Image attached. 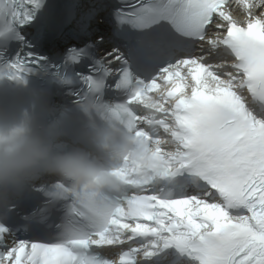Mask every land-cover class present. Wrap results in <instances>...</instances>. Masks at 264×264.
<instances>
[{"label": "snow or ice", "instance_id": "1", "mask_svg": "<svg viewBox=\"0 0 264 264\" xmlns=\"http://www.w3.org/2000/svg\"><path fill=\"white\" fill-rule=\"evenodd\" d=\"M66 32L140 155H98L120 191L38 176L0 197V264H264V0H0L16 78Z\"/></svg>", "mask_w": 264, "mask_h": 264}, {"label": "clouds", "instance_id": "2", "mask_svg": "<svg viewBox=\"0 0 264 264\" xmlns=\"http://www.w3.org/2000/svg\"><path fill=\"white\" fill-rule=\"evenodd\" d=\"M90 131L100 149L117 158L140 155L126 139H113L109 128L90 124ZM52 137L37 134L29 122L8 130L0 129V197L18 192L38 176H55L96 191H120V183L111 175V168L99 156L79 148L58 152ZM141 163L147 165L145 157Z\"/></svg>", "mask_w": 264, "mask_h": 264}]
</instances>
